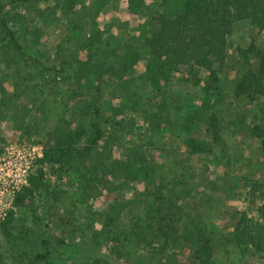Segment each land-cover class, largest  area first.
<instances>
[{
	"label": "rangeland",
	"instance_id": "obj_1",
	"mask_svg": "<svg viewBox=\"0 0 264 264\" xmlns=\"http://www.w3.org/2000/svg\"><path fill=\"white\" fill-rule=\"evenodd\" d=\"M103 2H107L106 14L116 0H77L72 12H63L60 0H34L14 7L13 29L24 50L14 53L11 67L0 68L2 180L10 168L16 170L21 182L35 172L47 134L57 120L71 118L74 97L69 64L75 46L61 23L71 19L83 24ZM55 12L61 14V23H47L40 14ZM25 13L26 25L21 27ZM252 43L264 49V30L250 20L235 22L229 37V68L221 72L215 92L178 78L155 86L141 77L150 56L146 51L136 73L119 83L109 73L117 68V57L111 48L100 44L98 57L104 64L105 81L101 93L95 94L111 108L104 107L106 139L93 158V164L101 163L99 171L89 174L94 179L91 182L84 181L77 164L63 172L45 164L49 186L35 192L29 207L16 210L9 235L1 229V221L15 208L13 197L7 195L10 205L0 218V264H132L138 256L145 264H172L167 261L168 251L144 248L130 240L120 246L119 240L130 234L134 222L150 221L153 198L148 188L152 191L159 184L180 198L185 207L183 222L189 225L194 220L212 238L216 244L214 264H264L263 255L253 248L226 240L233 233L234 208L257 217L263 202V195L252 187L264 179V148L249 129L264 124V104L237 97L233 91L235 79L244 70L239 48ZM199 73L206 76L204 70ZM213 111L220 115L219 140L213 141L210 152L186 154L183 141L189 135L212 142L205 121ZM190 116L195 122L188 131L185 124ZM133 154L143 157V166L153 168L147 191L137 190L143 185L139 182L112 181L105 171L103 164L114 158L128 160ZM108 214L115 220L106 227L103 218ZM43 239L52 242L47 262L36 259ZM122 248L120 257L114 250ZM189 248L180 260L189 255Z\"/></svg>",
	"mask_w": 264,
	"mask_h": 264
},
{
	"label": "trees",
	"instance_id": "obj_2",
	"mask_svg": "<svg viewBox=\"0 0 264 264\" xmlns=\"http://www.w3.org/2000/svg\"><path fill=\"white\" fill-rule=\"evenodd\" d=\"M31 1L34 0H0L1 69L11 67L14 53L24 50L13 29L16 19L13 10ZM40 1L36 0L37 3ZM76 3L77 0H60L63 12H72ZM106 3L93 8L92 18L86 17L83 24L71 19L61 23V14L57 12L54 15L40 13L47 23H61L65 35H69L75 46L69 64L74 97L73 114L71 118L57 120L42 142V155L36 159L39 166L28 176V182L15 192L13 204L16 209H11L1 221V229L6 235L11 233L10 224L16 210L29 207L35 192L49 186L45 181V164L55 167L59 172L77 164L84 181L94 182L89 174L99 171L101 163L93 164V158L106 139V129L102 124L105 119L104 107L111 108L110 103L104 104L105 101L99 100L95 94L101 93L105 81L104 64L98 57L100 44L111 48L117 57V68L109 73L119 83L120 80L129 79L130 73H136L146 51L150 56L141 77L155 86L178 78L195 85L203 84L208 92H215L219 89L221 72L229 68V37L234 23L250 20L253 26L264 30V0H116L105 14L103 9ZM103 15L104 21L101 22ZM26 16L25 13L21 17V27L26 25ZM84 21H90V25L86 27ZM118 41L119 46L115 45ZM239 52L243 56L244 70L235 79V96L249 101L262 100L264 104V49L252 43L248 48H239ZM200 70L206 72L205 77L200 75ZM123 100L127 104L130 102L127 95H124ZM194 122V116L188 117L185 128L190 131ZM205 122L212 142L189 135L183 141L186 154L210 152L213 141L219 140L220 115L213 111ZM249 130L264 148V124H254ZM2 152L0 146V155ZM133 155L128 160L114 158L108 164H103L105 171L110 174L112 181L122 179L130 185L139 182L143 185L137 190L147 191L148 177L153 168L142 165V156ZM252 190L263 195L258 216L252 217L236 206L233 211V233L226 240L249 246L264 258V179L254 183ZM148 193L153 198L150 221L145 224L134 222L130 234H124V240L119 239L120 246L130 240L144 248L163 253L168 251L167 261L172 264H214L216 244L194 220L190 223L192 228L183 222L185 207L173 190L159 184L154 185L152 191L148 188ZM112 207V204L109 205V208ZM103 220L104 225L109 227L115 218L108 214ZM188 245L189 255L185 260H180ZM41 247L36 259L47 262L52 242L43 239ZM124 250L115 249L114 252L121 257ZM132 264L145 262L138 256Z\"/></svg>",
	"mask_w": 264,
	"mask_h": 264
},
{
	"label": "built area",
	"instance_id": "obj_3",
	"mask_svg": "<svg viewBox=\"0 0 264 264\" xmlns=\"http://www.w3.org/2000/svg\"><path fill=\"white\" fill-rule=\"evenodd\" d=\"M1 165V163H0ZM25 176V170L22 174ZM18 174L14 168L8 169L7 176L3 177V180L0 178V218L5 217L7 214V207L10 205L7 202V195H10L14 199V194L23 184L28 182V177H24L23 182L17 177Z\"/></svg>",
	"mask_w": 264,
	"mask_h": 264
}]
</instances>
